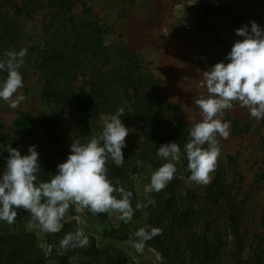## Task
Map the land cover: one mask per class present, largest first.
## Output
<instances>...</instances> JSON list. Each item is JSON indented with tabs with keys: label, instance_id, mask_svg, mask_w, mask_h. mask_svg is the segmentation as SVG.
Segmentation results:
<instances>
[{
	"label": "trees",
	"instance_id": "trees-1",
	"mask_svg": "<svg viewBox=\"0 0 264 264\" xmlns=\"http://www.w3.org/2000/svg\"><path fill=\"white\" fill-rule=\"evenodd\" d=\"M198 1L205 7V16L234 10V0ZM39 13H46L40 25L35 23ZM106 33L89 8L83 5L78 8L71 0H0V58H6L8 52L26 50L19 70L23 84L29 71L40 73L41 95L67 113L72 141L84 143L98 135L103 128L102 118L124 110L121 119L129 131L122 150L125 163L116 167L108 161V177L114 185L133 193L134 210L137 202L146 205L134 211L133 218L144 214L148 231L160 229L151 242L165 263L174 264L172 257H175L182 264H264V238L253 247L255 235L247 242L243 203L231 192L232 184L225 180L220 158L208 184L183 187V178L190 175L187 159L183 157L176 164L173 180L162 191L136 195L135 183L143 170L149 167L154 172L165 163L155 155L156 150L170 142H176L183 150L191 127L173 103L161 98L158 79L140 57L122 43L106 46ZM6 76L7 73H0V79ZM82 81L86 82L85 92L79 90ZM36 125L45 129L56 144V158L46 159L41 166L43 172L39 179L46 181L50 179V171L55 174L57 165L66 161L70 149L53 128L30 114H21L13 121L15 141L1 138V166L4 169L9 155L6 147L20 149L21 135L29 131V126ZM132 139L135 145L131 144ZM138 160L143 162L141 166L137 165ZM146 197L155 203L148 204ZM261 219L264 221V216ZM15 220L28 222L31 217L25 210L16 209ZM67 228H70L68 233L76 231L74 222L63 224L60 232L46 236L44 248L39 249L30 234L15 232L16 225L0 226V232L11 233L6 240L0 236V264H46L48 261L74 264L70 258L79 251L87 256L101 254L107 264H138L100 250L90 240L87 248L59 250ZM49 245L52 251L46 254L45 248Z\"/></svg>",
	"mask_w": 264,
	"mask_h": 264
},
{
	"label": "rangeland",
	"instance_id": "rangeland-1",
	"mask_svg": "<svg viewBox=\"0 0 264 264\" xmlns=\"http://www.w3.org/2000/svg\"><path fill=\"white\" fill-rule=\"evenodd\" d=\"M71 1L78 8L81 5L89 8L97 23L107 30L104 36L106 46L122 43L140 57L149 72L158 79L161 98L173 103L190 127L202 119L195 101L201 96H207L206 89L200 87L203 72L218 62H228L225 57L234 42L243 39L236 36V29L244 25L250 27V21L253 20L264 28V0H234V10L218 16H205V7L198 0ZM45 14L39 13L35 23L40 25ZM32 43L34 41L30 45ZM41 88L40 73L31 70L24 87L19 90L26 100L17 109H11L7 103L0 101V140L5 137L15 141L13 121L21 114H30L41 124L53 128L70 149L72 136L67 126V113L45 99L41 95ZM79 90H87L85 81L81 82ZM105 119L107 117L101 119L102 124ZM221 119L230 123V135L227 139L217 137L220 148L218 158L223 162L226 182L232 184L231 192L243 203V225L249 236L247 242L250 243L252 237L256 236L251 242L253 247L264 238V221L261 219L264 216V120L252 118L249 110L237 102H234L232 109L225 110ZM28 129V132L21 135V154H27L30 145H36L41 166L46 159H55L56 144L45 129L40 125L29 126ZM135 142L132 139L131 144L135 145ZM1 160L0 156V171H3ZM54 165H57L56 160ZM50 173L54 174L53 171ZM152 173L149 167L143 170L135 183L136 195H147L145 188L150 183ZM188 177L183 178L184 188L205 185L192 182ZM75 217H80V222ZM145 218L143 214L125 223L116 213L93 215L87 210L77 212L75 206L70 205L62 223L74 222L76 230L82 228L88 240L99 247L94 236L119 242L126 240L131 244L139 228L148 229L144 224ZM30 222L14 220L9 224L0 221V226L11 228L16 225L15 232L18 235L30 234L37 247L43 249L46 236L51 233L40 232L37 227L30 226ZM69 231L70 228H67L63 234ZM10 234L6 230L0 232L5 240ZM132 249L130 254L123 255L131 262H134V258L143 264H166L151 240L146 242L142 253ZM172 258L174 264H182L175 257ZM70 262L107 264L101 254L92 253L87 256L80 251L70 258ZM46 264L56 263L48 261Z\"/></svg>",
	"mask_w": 264,
	"mask_h": 264
},
{
	"label": "clouds",
	"instance_id": "clouds-1",
	"mask_svg": "<svg viewBox=\"0 0 264 264\" xmlns=\"http://www.w3.org/2000/svg\"><path fill=\"white\" fill-rule=\"evenodd\" d=\"M243 39L234 42L225 59L203 72L200 87L206 89L207 96L195 101L202 119L189 131V140L183 150L176 142L165 143L155 155L165 163L155 170L145 192H160L173 180L176 164L183 157L187 159L188 179L197 184H208L210 173L216 166L220 154L217 137L227 139L230 123L222 121L225 110L232 109L234 102L249 110V115L257 121L264 120V28L254 20L235 30ZM26 50L8 52L0 58V73H7L0 79V101L11 109H17L26 97L19 91L24 87L19 71L23 65ZM124 110L105 119L102 131L81 143L72 141L70 153L65 162L57 165L56 173L44 181L39 177L42 168L36 145H30L27 154L19 148L8 145L6 166L0 171V221L11 224L16 217V209L30 214V226L42 233H58L63 228L70 205L77 212L87 210L93 215L113 213L128 223L134 211L145 207L137 202L135 210L131 205L133 193L123 186L114 185L108 177L107 162L116 167L125 163L123 149L128 128L122 123ZM206 145V147H205ZM142 161H137L141 166ZM148 204L155 201L146 197ZM80 222V217H75ZM160 229L150 231L139 228L135 240L131 242L137 253H142L147 241L159 235ZM88 237L82 228L67 233L59 242V250L86 247ZM58 250V251H59ZM52 246L45 248L50 254Z\"/></svg>",
	"mask_w": 264,
	"mask_h": 264
},
{
	"label": "crops",
	"instance_id": "crops-1",
	"mask_svg": "<svg viewBox=\"0 0 264 264\" xmlns=\"http://www.w3.org/2000/svg\"><path fill=\"white\" fill-rule=\"evenodd\" d=\"M91 235H94V233L91 232ZM94 237L96 238L99 248H101L102 250L106 251L111 255L123 256L126 254L128 255L130 254L131 251H133L129 241L122 240L121 242H119V241H112L108 238H102V237L98 238L97 236ZM133 261L134 263L143 264L139 260H136L134 258Z\"/></svg>",
	"mask_w": 264,
	"mask_h": 264
}]
</instances>
